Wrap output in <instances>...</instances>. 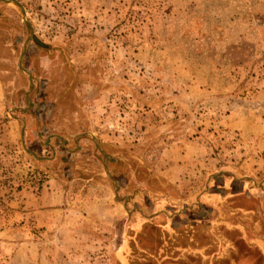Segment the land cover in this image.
I'll return each mask as SVG.
<instances>
[{"label":"rangeland","instance_id":"374dc122","mask_svg":"<svg viewBox=\"0 0 264 264\" xmlns=\"http://www.w3.org/2000/svg\"><path fill=\"white\" fill-rule=\"evenodd\" d=\"M0 264H264V0H0Z\"/></svg>","mask_w":264,"mask_h":264},{"label":"water","instance_id":"95a60500","mask_svg":"<svg viewBox=\"0 0 264 264\" xmlns=\"http://www.w3.org/2000/svg\"><path fill=\"white\" fill-rule=\"evenodd\" d=\"M24 10V9H23ZM33 41L40 47L42 48H48V45L45 44L44 42H42L39 38H37L36 36H33Z\"/></svg>","mask_w":264,"mask_h":264}]
</instances>
